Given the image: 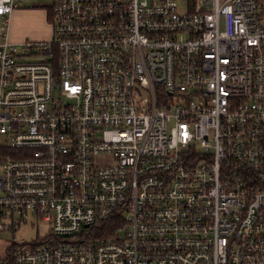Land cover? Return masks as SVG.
<instances>
[{
	"label": "built area",
	"instance_id": "2783aa9c",
	"mask_svg": "<svg viewBox=\"0 0 264 264\" xmlns=\"http://www.w3.org/2000/svg\"><path fill=\"white\" fill-rule=\"evenodd\" d=\"M23 1L0 0L6 28ZM49 20L47 42L2 29L0 236L51 230L0 264H264V0H53Z\"/></svg>",
	"mask_w": 264,
	"mask_h": 264
},
{
	"label": "rangeland",
	"instance_id": "374dc122",
	"mask_svg": "<svg viewBox=\"0 0 264 264\" xmlns=\"http://www.w3.org/2000/svg\"><path fill=\"white\" fill-rule=\"evenodd\" d=\"M53 0H24L22 5L13 10L8 28L0 17V46L5 43L2 38V29L7 30V40L10 43H22L26 41L47 42L52 38L53 25L49 20V10ZM180 5V10H185V4ZM97 162H109L107 157L98 158ZM48 223L37 222L28 218L13 234L3 233L0 236V245L7 246L11 243H39L50 233Z\"/></svg>",
	"mask_w": 264,
	"mask_h": 264
},
{
	"label": "crops",
	"instance_id": "0c3cea01",
	"mask_svg": "<svg viewBox=\"0 0 264 264\" xmlns=\"http://www.w3.org/2000/svg\"><path fill=\"white\" fill-rule=\"evenodd\" d=\"M13 13V12H12ZM11 13V14H12ZM11 14H10V16H8V26H9V22H10V17H11ZM8 26H7V28H8ZM15 44V43H14Z\"/></svg>",
	"mask_w": 264,
	"mask_h": 264
}]
</instances>
